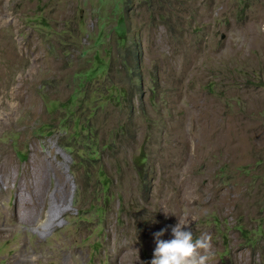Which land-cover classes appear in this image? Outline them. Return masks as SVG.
Wrapping results in <instances>:
<instances>
[{"label":"rangeland","instance_id":"1","mask_svg":"<svg viewBox=\"0 0 264 264\" xmlns=\"http://www.w3.org/2000/svg\"><path fill=\"white\" fill-rule=\"evenodd\" d=\"M179 219L264 264V0H0V264H150Z\"/></svg>","mask_w":264,"mask_h":264},{"label":"clouds","instance_id":"2","mask_svg":"<svg viewBox=\"0 0 264 264\" xmlns=\"http://www.w3.org/2000/svg\"><path fill=\"white\" fill-rule=\"evenodd\" d=\"M186 227L189 224L179 219L171 229V240L161 239L166 230L154 233L156 247L150 264H209L213 258L212 237L208 233L194 237L190 229L185 230Z\"/></svg>","mask_w":264,"mask_h":264},{"label":"bare ground","instance_id":"3","mask_svg":"<svg viewBox=\"0 0 264 264\" xmlns=\"http://www.w3.org/2000/svg\"><path fill=\"white\" fill-rule=\"evenodd\" d=\"M55 166V165H54ZM41 168H43V167H41ZM27 172V171H26ZM31 172V171H30ZM25 175V174H24ZM42 176V175H41ZM21 196V195H20ZM23 197V196H22ZM25 199V198H24ZM43 199V198H42ZM19 200V202H20V204H21V202H22V200L21 199H18ZM25 202V201H24ZM23 204V203H22ZM53 217V216H52ZM51 217V215L49 216V219L47 220L48 222H50L51 224L50 225H52V226H54L53 224H54V219ZM38 228H40V226L38 227Z\"/></svg>","mask_w":264,"mask_h":264},{"label":"trees","instance_id":"4","mask_svg":"<svg viewBox=\"0 0 264 264\" xmlns=\"http://www.w3.org/2000/svg\"><path fill=\"white\" fill-rule=\"evenodd\" d=\"M119 35L122 36V39H126L125 38V32L123 31V29L121 28L120 31H119Z\"/></svg>","mask_w":264,"mask_h":264}]
</instances>
